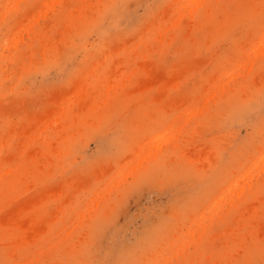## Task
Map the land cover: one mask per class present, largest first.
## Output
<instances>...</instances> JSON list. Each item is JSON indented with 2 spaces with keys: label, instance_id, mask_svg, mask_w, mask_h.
Masks as SVG:
<instances>
[{
  "label": "rangeland",
  "instance_id": "1",
  "mask_svg": "<svg viewBox=\"0 0 264 264\" xmlns=\"http://www.w3.org/2000/svg\"><path fill=\"white\" fill-rule=\"evenodd\" d=\"M0 264H264V0H0Z\"/></svg>",
  "mask_w": 264,
  "mask_h": 264
}]
</instances>
